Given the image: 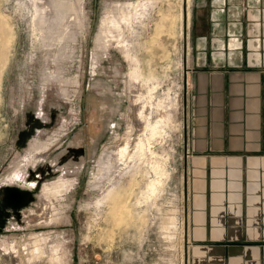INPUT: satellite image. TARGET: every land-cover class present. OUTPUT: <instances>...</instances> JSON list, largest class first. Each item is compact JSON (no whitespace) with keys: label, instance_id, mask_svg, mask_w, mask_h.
Wrapping results in <instances>:
<instances>
[{"label":"rangeland","instance_id":"374dc122","mask_svg":"<svg viewBox=\"0 0 264 264\" xmlns=\"http://www.w3.org/2000/svg\"><path fill=\"white\" fill-rule=\"evenodd\" d=\"M206 1L0 0V264H192V58L239 46H196Z\"/></svg>","mask_w":264,"mask_h":264},{"label":"crops","instance_id":"0c3cea01","mask_svg":"<svg viewBox=\"0 0 264 264\" xmlns=\"http://www.w3.org/2000/svg\"><path fill=\"white\" fill-rule=\"evenodd\" d=\"M204 7L196 46H239L192 58L205 66L186 98V249L192 264H264V0Z\"/></svg>","mask_w":264,"mask_h":264},{"label":"bare ground","instance_id":"6f19581e","mask_svg":"<svg viewBox=\"0 0 264 264\" xmlns=\"http://www.w3.org/2000/svg\"><path fill=\"white\" fill-rule=\"evenodd\" d=\"M107 36V35H106ZM106 40H107V38H106ZM107 42V41H106ZM123 141H125V140H123ZM120 145V144H119ZM121 147L119 148V154H120V156H121V154H124V151L127 149V147H126V149H125V147L124 146H122V145H120ZM125 146H126V143H125ZM39 151V150H38ZM126 153V152H125ZM127 155V154H126ZM125 155V156H126ZM38 156V155H37ZM122 157H123V155H122ZM121 157V158H122ZM35 158H33V160H34ZM32 159H31V162L33 161ZM68 181V180H67ZM67 185H68V183H66V182H61L60 184H57L56 182H52V183H46V184H44L43 185V187H42V190H41V193H40V195H41V197H42V199L46 202V204H47V206L50 208V210H49V214L48 215H46V213H45V215L47 216V218L49 219V221H51V222H57V220H58V215H57V212H58V210H57V208H56V206H57V200L61 197V195H62V193H63V191H64V189L67 187ZM46 206V207H47ZM47 218L45 219V221L46 222H48V220H47ZM43 219V218H42ZM40 237L41 238H43V240L45 239V240H47L49 237H48V235H38L37 237H36V239H35V243H37V242H43V240L42 241H40L41 239H40ZM43 245V244H42ZM32 246V245H31ZM34 248H37V247H34ZM39 248V247H38ZM40 248H42V246H40ZM43 249V248H42ZM41 249V250H42ZM49 249V248H48ZM51 251L53 252V250L51 249ZM10 253V256L12 257V258H14V256L16 255V253H17V250H16V248L15 247H12V248H10V249H7L6 250V252L5 253ZM19 252V251H18ZM30 253V252H29ZM55 253V252H54ZM19 254V253H18ZM53 256H51V258H58V255H56V254H52ZM28 258H30V255L28 256ZM16 261V260H15ZM14 261V263L13 264H18L17 262H15Z\"/></svg>","mask_w":264,"mask_h":264}]
</instances>
